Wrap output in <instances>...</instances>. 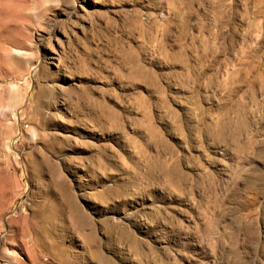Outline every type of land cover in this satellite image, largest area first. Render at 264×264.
<instances>
[{
	"label": "rangeland",
	"instance_id": "obj_1",
	"mask_svg": "<svg viewBox=\"0 0 264 264\" xmlns=\"http://www.w3.org/2000/svg\"><path fill=\"white\" fill-rule=\"evenodd\" d=\"M0 264H264V0H0Z\"/></svg>",
	"mask_w": 264,
	"mask_h": 264
}]
</instances>
